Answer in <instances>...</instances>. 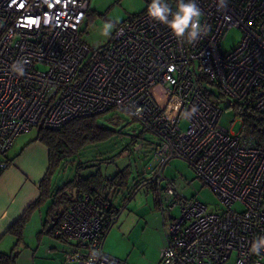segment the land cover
<instances>
[{"label": "built area", "instance_id": "1", "mask_svg": "<svg viewBox=\"0 0 264 264\" xmlns=\"http://www.w3.org/2000/svg\"><path fill=\"white\" fill-rule=\"evenodd\" d=\"M197 3L207 34L194 45L150 19L146 7L94 51L79 34L89 0H0V174L17 137L32 128L126 113L157 139L156 168L143 184L155 185L162 215L160 264H264V251L250 252L253 239L264 235V142L243 132L241 119L238 132L219 124L223 109L247 99L264 116V0H228L220 11L217 0ZM233 28L241 38L223 50ZM16 61L23 76L11 70ZM156 83L180 101L173 120L150 91ZM172 158L187 162L224 209L182 196L163 174ZM121 210L99 194L73 200L53 233L66 243L61 263L127 264L103 250Z\"/></svg>", "mask_w": 264, "mask_h": 264}, {"label": "rangeland", "instance_id": "2", "mask_svg": "<svg viewBox=\"0 0 264 264\" xmlns=\"http://www.w3.org/2000/svg\"><path fill=\"white\" fill-rule=\"evenodd\" d=\"M148 2L149 0H89L88 11L79 27L82 31L81 38L92 50L103 49L111 41L118 25L143 11ZM108 21L115 24L110 35L106 34V22ZM240 38L239 29L229 30L226 38L221 42V48L223 50L231 48ZM210 88L217 92L214 86ZM150 91L158 104L165 108L169 119L173 120L179 111L180 101L171 95V88L165 84L156 83ZM225 105L222 102L223 108ZM232 119H236L233 126L230 124ZM239 119L233 109L227 108L223 109L219 124L238 132L241 129ZM99 121L113 129L115 134L107 141L87 145L76 154L61 161L53 173L52 185L54 186L52 189L56 191V187L73 181L77 175L84 178L94 174V180L90 185L96 187L100 195L112 199L117 208L122 209L116 223L104 239L103 250L127 264H160V251L165 244V237L161 211L156 204L151 184L142 185L131 199L126 198L133 188V183L140 177L146 181L151 179L157 163V158L153 154L157 139L134 118L120 111L109 110L101 115ZM36 131V128H32L24 135L32 136L36 134ZM134 136L141 143L137 149L136 145L131 142ZM79 163L84 167L76 168ZM119 170L124 172L125 183L117 186L116 189L107 187L108 178ZM163 174L166 178L175 179L177 190L182 196L194 197L212 209H224L217 195L184 160L170 159ZM74 192V188L65 190L67 195ZM48 201L51 202L50 199ZM62 206L63 204L57 206L55 213H59ZM175 212L178 213V210L176 209ZM43 238L41 241L38 238L29 243L32 250L37 249L35 264H55L51 259H58L66 243H61L53 235L46 234ZM21 247L23 248L22 244L17 248L19 254ZM53 247L57 248L54 252ZM24 252L28 255L31 253L29 249ZM51 252H53L51 257L47 256ZM225 264H231V261Z\"/></svg>", "mask_w": 264, "mask_h": 264}, {"label": "trees", "instance_id": "3", "mask_svg": "<svg viewBox=\"0 0 264 264\" xmlns=\"http://www.w3.org/2000/svg\"><path fill=\"white\" fill-rule=\"evenodd\" d=\"M81 33L82 31L80 30V36ZM221 94L222 93H219L217 96L221 97ZM211 97H213V94ZM252 102L253 99H247L243 103L233 104L228 108L233 109L235 115L242 120V131L254 135L260 143L264 142V116L255 111ZM101 115L102 114L76 117L60 128H45L43 126L36 127L37 131L34 139L39 140L49 149L50 160L52 162V172L50 171V174H53V171L57 168L56 166L61 163V161L76 154L85 146L105 142L115 134L113 129L100 123L99 119ZM131 142L136 146L139 144V140L135 136L132 138ZM83 167L84 166L81 163L76 166V168ZM93 180L94 174L88 175L84 178L77 175L73 181L65 183L63 186L57 188L56 191L52 192L50 191V180L48 176H46L42 182L40 198H38L34 204H31L24 214L9 229V231L14 233L17 237L15 246L21 240L22 230L27 222L30 211L51 198L47 214L48 217H50L51 225L47 229V233L53 235L61 221L63 211L73 200L79 199L84 193L100 195L98 189L90 185ZM143 181L145 182L146 180H144L143 177H140L139 180L133 183V188L129 192H132L133 190L137 191L142 185H145L146 183L143 184ZM124 183V172L119 170L112 177L108 178L106 186L116 189L117 186L123 185ZM148 183L151 184L154 190L156 200L155 185L152 182ZM66 188H74L75 192L71 195H67L65 193ZM104 197L108 198L107 196ZM126 198H129V196ZM61 204H63V206L60 212L55 213L56 207ZM17 257L18 252L15 249L9 253L0 252V264H16Z\"/></svg>", "mask_w": 264, "mask_h": 264}, {"label": "crops", "instance_id": "4", "mask_svg": "<svg viewBox=\"0 0 264 264\" xmlns=\"http://www.w3.org/2000/svg\"><path fill=\"white\" fill-rule=\"evenodd\" d=\"M24 134L19 135L14 145L8 150L6 158L9 161V166L0 174V252L9 253L15 249L18 252L16 264H35L37 249L32 250L29 243L38 238L41 241L46 234L51 235L47 233V229L51 225L47 224L51 223L50 217L47 215L51 203L48 200L51 198L30 211L22 230L21 240L16 246L17 237L9 229L24 214L26 209L40 198L42 182L46 176L51 180L53 192L52 180L54 175L50 174L52 162L48 147L34 139L36 134L32 136H25ZM57 188L59 187L55 189ZM21 244L23 248L21 247L19 254L17 248ZM53 248V252L57 250V248ZM27 249L31 252L29 255L24 252ZM59 250L61 251V249ZM53 252L47 256L51 257ZM61 254L58 259L52 258L51 260L55 264H60Z\"/></svg>", "mask_w": 264, "mask_h": 264}, {"label": "clouds", "instance_id": "5", "mask_svg": "<svg viewBox=\"0 0 264 264\" xmlns=\"http://www.w3.org/2000/svg\"><path fill=\"white\" fill-rule=\"evenodd\" d=\"M228 0H217V10H224L227 8ZM147 16L163 25H166L172 35L181 42L187 44H196L203 36L207 34V25L202 23L204 13L199 7L197 0H175V9H173L169 0H150L147 6ZM115 28V24L111 21L106 22V34H111ZM11 70L23 76L25 69L23 62L16 61L11 65ZM193 108L188 116L195 113ZM139 114V110L134 113ZM264 251V235L253 239L250 252L259 256ZM97 253L93 252L92 256Z\"/></svg>", "mask_w": 264, "mask_h": 264}, {"label": "water", "instance_id": "6", "mask_svg": "<svg viewBox=\"0 0 264 264\" xmlns=\"http://www.w3.org/2000/svg\"><path fill=\"white\" fill-rule=\"evenodd\" d=\"M141 146V143H139L135 148L137 149L138 147H140Z\"/></svg>", "mask_w": 264, "mask_h": 264}]
</instances>
